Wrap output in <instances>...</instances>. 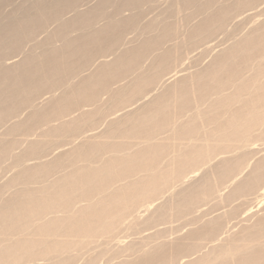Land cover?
I'll return each mask as SVG.
<instances>
[{"label": "bare ground", "instance_id": "1", "mask_svg": "<svg viewBox=\"0 0 264 264\" xmlns=\"http://www.w3.org/2000/svg\"><path fill=\"white\" fill-rule=\"evenodd\" d=\"M3 1L4 2L7 1V3H9L8 2L9 0H0V5H2L4 3ZM48 1H46V2L48 3ZM79 1H80V5H82V3H84L87 0H84V2H82V0H56V2L54 1L55 3L52 2L53 4H51V3L48 4L49 6L51 5L50 8L47 5L49 10L46 9L47 7L45 8L46 2L44 1L45 4L43 2H41V5L44 4L43 9L45 8L46 11H43V12L41 11V13L38 12L41 10V7L39 10L36 11L35 9H38L39 7L35 8V6L32 5V2H34V1H32L29 9H31L32 6H34L35 9L32 8L31 10L34 12L36 11L39 14L37 13L36 15L34 14V16H33L32 14L34 12L29 10L27 7H26L27 8L26 9L22 6L21 10H23V8H24L26 10L31 11V15L33 17L28 19V20H25L26 18H24L23 21H19V19H17L18 22L16 21V22H12L10 24H8V22L5 23V21L9 20V19H7V16H5L6 20H1V16H0V20L3 21L5 24H8L7 26L5 25L2 28V25L4 24L2 22V25L0 26L1 27V29H0V56L6 57L9 55L10 58L7 59L8 61L11 60L12 55L15 54V52L19 50V49L16 50V48H18L19 45L24 46L22 42H25L26 39L28 40V38H30L33 34H35L36 31L38 32L39 30H42L44 28V26L47 25L46 23L49 20H50V22H51V19L57 20L56 19L57 17H58V19H60L59 15H61V13H62L61 16H63V14H66V12L63 13L64 11H68V13L72 12V13H74V15H73V18L70 20L69 19L67 20V18H66L67 21L63 22L62 26L55 23V24H57V27L60 26L59 29L62 28V30L63 29L65 30L68 28L70 29L72 27H76V26L77 27L80 26L79 27L80 29L82 26L84 29L85 28L84 26H86V29H84V30H87V29L90 30L87 33L84 32L85 34H80V33H82L81 30H83V29H81L80 31L78 29L80 35H77L75 38H73V37L71 38V36H70L69 38H71V39L68 40L67 42L64 43L61 41V44L64 43L62 45V47L59 46L60 48L52 49L51 47H54L55 46L54 43H55V41H57L55 39L54 43L53 44L51 43L54 46H49V45L46 46V47H48V46L50 47V49H49L50 51H48L47 53L44 52V54H43V50H42V52H41L42 54H41V56H38V58H36L34 56H33V58H28V57H27V59L23 58L24 60L22 59L21 62L14 63L11 66L8 65L9 67H6L7 64L5 63V61H3L4 64H2L3 62L0 63V65H3L2 67H4V65L6 67L5 69H1L2 67L0 66L1 67L0 68V125H2L6 121H8V123H9V121L11 119H14V117L17 116L15 114H17V112L20 109L21 110L23 108L24 109L27 108L26 110L30 109V113L28 111L29 114L27 115V119L24 122L23 121L18 122V120L17 121L14 120V121L10 122L11 125L9 128L6 126L8 129L7 130L5 129L6 130L5 135L8 138H9V136L14 137V135L19 134V133H23L26 136L27 134L32 132L31 130L36 128L35 125L36 126H38L39 124L44 125L45 123H50L51 121H57V120L61 122L59 125H56V126H54L53 124L49 125L45 129V131L42 132L44 135L41 133L44 138H42L41 140L40 139L37 140V142H35V140H34V142L32 141L33 143L28 145L29 147L26 145L28 148H26L25 152L23 153V156L26 157L25 159H23L24 157L21 158V157H15L14 156L15 158L13 160V163L15 162L14 164H15V167L17 168V171H16L15 175L13 177H11V179H8V182H7V186H9L8 189L6 188V186H3V185L2 186L4 188H6L7 190H9L10 187H14V186L16 187L18 184L20 186V184H21V188L18 189V187H16L18 190L15 189V191L12 192L11 196L10 197L8 196L9 198H6V196L3 195V197L5 199L2 198L3 200H1V197H0V264H39L41 261L42 262L40 264H71L72 253L74 251H78V250H86V251L92 250L93 251V250H95L96 252H98L99 248L100 249L102 248L101 253L106 252L107 246H109V242L112 239L113 233L116 230H118L120 227H124V225H126V226L128 225L129 227H130V225L136 226V225H132V223L136 219V217L141 212H145V211L147 212V210L150 208L152 202L158 200L159 198L161 199V197L163 195H165L164 193L167 190L171 189L172 184L173 185L175 184V179H177L176 180V182L178 181L177 183H179L180 181L182 183L183 182L182 179L183 178L185 179L186 177H188L187 172H189V170H191V172H189V174L191 173V175L193 176L194 173L198 172L201 169L207 170L208 167L211 168L210 167L211 165H209V164H212L211 162L213 159L211 160V158H214V159L217 158L218 157L216 155L217 152H219V151L221 152V150H222L221 153H218L220 155L222 153L225 154L226 150L228 148L230 150L232 149V147H229V143L235 142L236 145L235 146L232 145V146H234L235 149H237V151H238V149L241 150L240 154L243 153L245 151L244 149L249 148V145L252 143L251 142L250 144H247L245 137L246 138L251 137V136L255 137V135H254L255 133H253V135H252V133H250V132L252 130H254V128H255V130L256 129L258 130L260 127H261V129H262V127L264 128V64L259 63L260 61L263 62V60H264V57H263L264 56V54H263V52H264V25L262 27L258 26V28H259L258 30L256 27L257 31L255 29H253V30H255V32H253V33L251 32V34L249 33V36L247 34V38L244 37V39L246 38L245 41L244 40L243 41L241 40L242 42L239 41V44L237 43L238 44L237 47H235L237 44L232 43L233 45L230 47L233 48V46H234L233 49H231V50L229 49V51H227V49H226L225 51H227V52H225V53L223 52L221 55L218 53L217 55H219V56L218 57L215 56L217 59H214L213 67L210 68V65H212V64H209V66H208L210 68V70H207L208 69L207 68V69H205L207 71H204L203 73H201L202 71L199 73L196 71L198 74L195 75L194 73H192L195 76H192L190 73L189 75H191L192 76L191 79H193L191 82H187V81H189V79L188 78L186 79L187 76L183 75V78H185L187 81H180L181 83L180 82L179 83L174 82L175 84L174 83L172 84L173 87H170V88L168 87L169 88L168 90H167V87L163 86L167 91H165L162 95L159 94L158 92L156 93V94H159L160 96L159 97L155 96L157 98V100L155 102H154V99H153V102L152 101L148 102L149 105H150V102H152L150 107L148 106L149 108H147L148 111L146 110V112H145L146 108L144 107L145 108V109L143 108L144 111L141 110V111H143V113L141 111H139V112H141V115H137L139 113L138 110H135V112L137 111L138 113L134 112L136 115H134V114L132 115L134 109H132L133 111L130 109V107L131 108L133 107L132 105H135L138 102H141L142 100L144 103L147 104V102H145L144 100H147V98H149V96L151 94H153L156 91V89H159L158 88L159 86L162 87V85H168L167 82L173 76H175V75L178 76L179 73L184 71L182 68H180L179 70L174 72V75H171L170 77L165 76L166 74L168 75V73L171 72V71H169V69H168L169 72L167 71L166 68H168V66L173 65L175 68V66L177 65L176 66V68H177V67H181L183 65V62L187 58H189L188 56L190 55L191 49H192L191 46H196L199 43H200V45H204V44H201V42L207 43L206 38H209V37L211 38V36L214 37V34L223 30V28L226 26L225 24L229 23L228 20L231 17H232L231 19H233L234 14H237L238 12H240L239 9H242L241 11H244L243 9H245L247 7H248L247 8L248 10L256 9L260 4L263 3L262 2L263 0H237V1L235 0L236 2L233 1L235 3H233L232 5L230 4L231 2L229 0H224V1L220 0L221 2H219L217 0V2H219V5L225 1L226 2L229 1L230 3L228 2V4H230V5H228L227 3H226L227 5H225V3H224V5L222 6V4H221L220 5L221 7L219 6V8H217V11L213 9L215 11L214 13H212L210 10L209 13H212V14L209 15L207 12L208 15L206 17L204 16L205 18L203 17L204 18L203 20H201L200 19L201 17L198 16L200 14L199 13L197 15L198 16L197 19H198V21L200 19V21L199 22L197 21L198 23H196L195 26L194 25L192 26L193 23L191 24V19L190 20L188 19L191 14H189V16H188V14L186 12H184L188 16V17H186L185 14L181 12V14H184V16L180 15V11H182V10L179 11L180 6H179L178 10H177V7H175L176 13L174 15H176L177 17L179 16V18L181 16V18H180L181 20L177 19L178 25H179V21H181V22L185 21L186 22L188 19L187 23H188V25L191 24L192 29H190L188 26L189 31L186 34L182 33L179 35L180 32L178 30V27H175L174 29L169 27L170 29H168V26H167V28H166V26H164L165 28H162V25H164L166 23H163L164 20H162L163 21L162 22V21H160V19H158L160 21V23H162V25H161L159 23V21H157L158 26L160 24V27L162 28L161 29L159 27L161 30V32L159 31L160 34L159 35H158V33L152 34V35L157 34L158 36L157 37L155 36L156 38L152 39L153 41L152 40L149 41V39H151V38L148 39L147 37H149L151 35V33L154 32V30L149 33V31L152 28L150 30H148L149 26L148 27L146 26L148 28V29L146 28L148 30L147 31L145 29V27L143 26L144 27L143 29H145L146 32L149 33V36L145 37V38H147L148 41L147 40L145 41L144 40L145 38H144L143 41H145V42L143 44V42L141 43L140 41H142V38L144 36H146L147 34L145 33L146 35H144V33H143L144 30L141 31L142 27L138 23L137 26H139V28L141 27L140 28L141 30L140 29H138V30H140L144 35L143 36L141 34V36H143L141 38L139 36L141 32L139 33V35L135 34L137 36V38H139V37L141 38V39L140 38L138 39L139 40L138 44H140V43L142 44L141 47H139L140 45H138L137 43H136L137 45H135V46H138L137 49H135L132 45L134 50L132 49V47H129L128 45L124 46V48L120 46L122 49H125L127 47V49L131 48V50H129V49L127 51L122 50L123 52L119 53V52H121V48H120V51L117 52L120 55L117 56L116 58H115L116 55H114V56L112 55L114 57V60L112 59L113 61H110V62L106 61L105 59L108 58V55L111 52H113V50H116V51L119 50V48L117 49L118 45L120 44V43L118 44V42L120 40V37L124 33V31H126V29H128L129 27L131 29L132 26H133V28H135L134 23L136 21L135 20L136 18H135L134 13H131L133 15H130L133 17L127 16L128 18H125L122 15V17L125 19H122L121 21L117 22L118 19H117V21L112 20V18L114 16L113 17L109 16V14L108 15L106 14L107 15L106 16L104 13L105 17L103 15H102L103 18L98 17V16H100V14L103 13V9H102L103 7H104V9H108L109 5L107 6V2L109 3V1H111V0H109V1L108 0H101L102 2L99 0L101 3L99 4V2H97L99 5L96 3L94 5L96 8L93 9L92 11L90 10L89 12H87L89 10L88 7H87L88 9L86 11V9H84V10L82 9L83 6L77 5ZM88 1L86 3H84V5L87 4ZM120 1L121 0H118L119 3H116V4L120 5L122 3L123 6H125V8L126 7H128V8L134 7L135 10L138 6L141 7V2L143 3V5L145 3V2H143L144 0H123V2H121V3H120ZM146 1H147V3H148V1H151L150 3L155 2V0H146ZM159 1L160 0H158V2ZM200 1H201V3L202 2L206 3L207 0H205V1L200 0ZM211 1L212 0H209L207 3L210 4ZM259 1H261L262 3ZM39 2H40V0H39ZM104 2H106L105 3L106 6H103ZM173 2H175V1H173ZM176 2H177V0H176ZM180 2H181L180 5H182V7L184 6L183 8L185 10H187L186 8L192 7V6H194V8H196V6L198 8L200 7V9H199L200 11L203 10V8L204 9L208 8L209 6H210L209 8H211V9H212V7L214 8V6L212 4H211L212 7L209 4H208V7H206L207 3L206 4L202 3V4H204L203 6H202V4L200 5L199 0H182ZM213 2H216V1L213 0ZM257 2H259V3L256 4ZM34 3H37V2L35 1ZM178 4H177V6H178ZM38 5H36V6H38ZM111 5H114V3ZM171 5H172V3H171ZM123 6L122 5H121V7L119 6V9L122 8ZM147 6H151V5L149 4ZM154 6L155 5H153V7ZM78 7L81 8L83 11H86L87 13L81 12L82 11L81 9H80L81 11H78V9H79ZM109 7H110L109 8L110 10H112L114 8V6H113V8L111 6H109ZM144 7H145V5H144ZM144 7L142 6L141 8H143V10H144ZM141 8H139V9H141ZM209 8H208V10H209ZM100 9H102L101 10L102 13L100 12ZM134 9H133V11H135ZM139 9H137V10H139ZM171 9H170V11H171ZM247 9H245V10H247ZM0 10H2V9H0ZM117 10H118V8L116 7V9H115L116 14L118 12ZM129 10H131V9L129 8ZM188 10H189V8H188ZM191 10H192V8H191ZM208 10H204V11H208ZM29 11H27L28 14H30ZM115 11L113 9L114 13H115ZM140 11H141L140 15H142V13H144V12H142V9ZM140 11H138V13ZM158 11H159V9H158ZM170 11H169V14H170ZM235 11H236V13H234ZM171 12L173 15V13L175 11L172 10ZM196 12H198V9L195 10L192 14H195ZM203 12H202V15H203ZM17 13H19V12H17ZM114 13H113V15H115ZM166 13L167 12L165 11L164 15ZM204 13H206V12H204ZM111 14H112V12H111ZM167 14L165 15V17L169 15V14L168 15ZM0 15H1V13H0ZM12 15L13 14H11V16ZM140 15L138 14L137 17ZM28 16H30V15H28ZM117 16L120 17L121 15L118 14ZM117 16H115V18ZM143 16H144V14H143ZM236 16L238 17V15H236ZM236 16H234V17H236ZM12 17H14L16 19L15 15H13ZM63 17L65 20L66 16H63ZM177 17H175V18H177ZM2 18H4L3 15H2ZM69 18H71V17H69ZM95 19H98V20L100 19V20L106 21L105 22L106 24L103 27L97 28V27H95V25L97 24V22L100 23L101 21L97 20V22L95 21L96 23L95 22L92 23ZM154 19H156V18H153V22H155L154 24L157 26V22H156V20L154 21ZM169 19H171V18H169ZM193 19H195V18H193V16H192V22H193ZM172 20H173V18H172ZM57 21H61V20H57ZM165 21H166V19H165ZM171 21H169V22H171ZM153 22H152V24H153ZM181 22H180V24L183 23V22L182 23ZM51 23L53 25V22H51ZM61 23H62V21H61ZM167 23H168V21H167ZM149 24H151V23H149ZM154 24L152 25V27L155 26ZM175 24H176V21H175ZM183 24H182V27H179L180 30H181V28H182V30H183V28H187V27H184ZM50 25L51 24H49V26ZM57 27L55 29H58ZM47 28H44V29H47ZM55 29L53 31L57 34V31H55ZM59 29H58V32H59ZM154 29L157 30V28H154ZM171 29H173V30H171ZM224 29H226V27ZM73 30H75V29H73ZM138 30L136 29L134 31H138ZM226 30H228V29H226ZM60 31H61V29H60ZM69 31L71 32V30H69ZM78 31H77V33H78ZM40 32L41 31H39V33ZM45 32L46 31H44V33ZM63 32H65L64 36H65V34L69 35L68 32L67 33H66V31H63ZM130 32L128 31V33H130ZM182 32H186V31H182ZM48 34H50V33H48ZM58 34H57V36H59ZM173 34L177 35V36L174 35L177 39L173 37ZM36 35H37V33H36ZM152 35H151V37H152ZM171 35L173 38L171 37ZM34 36L35 35H33V37ZM49 36L52 38V40H53V38H55L54 36L52 37V35H49ZM124 36H122L121 38H123ZM50 37H48L49 40H50ZM168 38H171L173 40H175V39L177 40L175 42H173V40H172L173 43L169 44L170 47H172L171 45L175 43L174 44L175 47H173L172 49L170 47H168L169 49H171V50H168V48L167 49L165 48L166 46H162L165 48L163 51V49H161V45H162V43L165 42L166 39L168 40ZM178 38H179V41H178ZM29 40H31V38ZM45 40H48V39H45ZM52 40H50V41H52ZM162 40H164V42H162L160 44V42ZM170 40L168 42H170ZM64 41H65V38H64ZM132 41L133 40H131V42ZM124 42H125V40H124ZM128 42H130V41H128ZM168 42L166 44H168ZM27 43H29V42L26 41L25 44H27ZM44 43H48V42L44 41ZM240 43H242V44L240 45ZM41 45L39 44L37 46L44 48V46H41ZM43 45H45V44H43ZM120 45H122V44H120ZM46 47H45V49H46ZM230 47H228V48H230ZM155 48H156L157 54H158L157 48H160L163 52L160 50L161 53L159 52L160 54H158V57H157V54L155 53L157 59L155 61H154V59H152L154 67H153V64L148 62L149 63L148 66L152 65L151 67H153V69L152 68L150 69V70H152L151 75H149V73H150V71H149L148 75L144 73L145 76H141V75H143L141 72L148 71L149 68L145 69V70H143V68H140L142 66V62H140L141 63V66H140L139 65L140 63H138V60H139V58H141L143 56L142 57V61H143L144 55L146 57V55L148 54L149 51H150L149 53H153L151 51V49L155 50ZM21 49H23V47ZM21 51L19 50L20 53H21ZM116 51H114V52H116ZM218 51H219V49H218ZM12 52H14V53L12 54ZM23 53H25V52L23 51ZM30 53H31V51H30ZM33 53H35V52L33 51ZM10 54H12V55L10 56ZM258 54H260L259 56H257V59L259 58V62H258V60L256 62V60H255L256 57L254 59L252 57L255 55H258ZM261 54H263V55L261 56ZM151 55L149 58H151ZM67 58L74 60V61H80L81 68H83L84 70H88L90 66L97 63V65H96L97 69L95 70V68L93 69V67H92L94 72L89 74L87 71V73L89 75L87 74L88 76L86 75V78H84V79L81 78V80H79L80 77H78V75L80 76L81 73H84L83 72L84 70H82V72L80 74L78 73V75L76 76V77H78V79H77L78 81L76 80L78 84L75 85V81L73 80L74 75L69 76V74H71L70 73L71 70H73L74 65L72 63H66L65 64V61ZM251 58L255 61L254 64L256 63L255 67H254L255 70L253 69L254 72L252 70L250 72V69H248V66H250V67L254 66V64L252 63L253 60ZM3 59H4V57H2L0 59V62ZM5 60H6V58H5ZM147 60H145V61H147ZM140 61H141V59H140ZM148 61H150V60H148ZM143 63H145V62H143ZM137 65H139L140 67ZM137 67L140 68V71H139V69H137ZM252 67H251V69H252ZM90 69H89V71H90ZM136 69L138 70V73H140L141 77H137V74H135ZM245 69L249 70V71L247 70L249 72L248 73L249 76H245V73H246ZM161 71L162 72L164 71L163 72L164 75H162ZM166 71H167V73H166ZM128 73H130V74H128ZM250 73L251 74L253 73V74L250 76ZM126 74H128V75L134 74L133 76L132 75L131 76L133 78L132 81L134 79H135V81H133V84L131 83L132 82L131 80H130L131 82L128 81L126 84H128V86H129V82H130L131 85L129 87L126 85L125 87L126 88L128 87L127 89H125V87L123 88L122 87L123 85L122 86L119 85L121 87L118 88L116 93L114 92L115 96L113 95V97H111V98H113V100H115L117 102L118 101L122 102L123 105L125 104V106L122 107V106H120L121 103H116L121 107V108H119V110H122V109L127 110L129 108V110L127 111L129 113L124 114L125 116L119 115V117H121V118L115 117V119L117 118V120H115L113 118L114 121L111 118L112 119V121L110 119L111 123H110L109 119H106V121L109 122V125L107 124L108 127L105 126V127H107L106 129L104 128L105 131L103 130L104 131L103 133H101V131H100L101 134L98 133L100 135H98L97 133H94V132H92L93 134H91V131H94L97 127H99V126H97L98 124H101V125L103 124L100 122L101 120H103L102 119L103 116H102V113L99 112L101 109L98 110V108L97 109L94 108V110L90 109V110H92V111H90L87 108H89V107L91 108L93 105H95L96 101L101 100V99H98L100 94H103L100 91H105V94H106V90L111 91L110 90L111 89L110 84L113 81H116V79H119L122 77H123L122 79L124 80L125 76H128ZM159 74H161L162 77L164 76L163 80H161L162 78L158 79ZM161 76H159V77H161ZM191 76H189V78ZM81 77H83V76H81ZM122 79H120L119 81H121ZM129 79H131V78H129ZM185 79H183V80H185ZM72 80L74 82H72ZM158 80H159V82L161 81V83H160L161 85H159V86L156 85ZM179 80H181V79L179 78ZM79 81H80V83H79ZM155 81H156V83H155ZM64 83L68 84V86H66ZM114 83H116V82H114ZM62 84L64 85V87L66 86L65 87L66 90L64 91V93H61L62 91L60 92V94L62 96L60 94H59V96L58 95L55 96V94H53L54 91H56V89L60 91V89H58V88H60ZM118 84H116V85H118ZM154 85H155V87L157 86L156 89H155V87H153ZM109 87H110V89H109ZM227 87H228V92H225V91H227ZM225 88H226V90H225ZM45 89L47 90L46 93H48V94H45V97L49 94L50 95H49V97H47V99H45V98L43 99L42 96L41 97L39 96L40 99L42 98V101L40 103V99L38 98V100H39L38 103H40V105H43L42 106L43 108L38 109V108H40V105L38 103L36 105L35 101H32V100H34L33 99L34 96L41 94L40 93L41 90H42V92H43V90L45 92ZM61 90H64V89L62 88ZM114 90H116V89H114ZM114 90H112V91H114ZM162 91H163V89H162ZM65 92H66V94H65ZM210 92H213L211 94V96H213V97H211L209 99L208 97H210V96L208 94ZM98 93H99V95H98ZM107 93H110V92H107ZM63 94H65V95H63ZM97 95H98V97H97ZM111 96H112V94H111ZM96 97L98 100H96ZM151 97H152V95H151ZM155 97H152V98H155ZM152 98H151V100H152ZM205 98H208L209 106L206 105V102H207V99H206V102L203 106L205 109H206V107L208 109L202 111L204 108L201 107L202 109H199L198 105H200V104L202 105V102L200 103V101L204 102ZM107 100H109V98ZM107 100H106V104L108 103ZM148 100H150V98ZM115 101L110 100V102H113V103H115ZM196 101L197 102L199 101L198 104L196 103ZM97 103L98 102H96V104ZM146 104H144V105L147 106L148 104L147 105ZM97 105H95L94 107H98ZM100 105H102V103ZM110 105H111V107H110ZM189 105H191L190 106L191 109H188ZM205 105H206V107H205ZM107 106H109V108H111V109H114L116 107V105H114L115 106L114 107L112 105V103L111 104L109 103V105L107 104ZM185 106H187V107H185ZM85 107H86V109H85ZM112 107H114V108H112ZM103 108H105V107H103ZM109 108H107V109H109ZM125 108H127V109H125ZM137 108H139V107H137ZM184 108H185V110L187 109L185 111V114H186L185 117H187L188 116L187 114H189V113H187L188 110L189 111L191 110L190 111L191 114H189V118L187 117V119H191V121H190L191 123H189V121L186 118L185 119L183 118L184 120H187L185 122L183 120V122L185 124H183L182 121L178 122L179 119H176V116L178 113H175V112L179 111V113L182 116H184L185 114L181 113L182 111L184 113V110H183ZM115 109H117V108H115ZM22 111H24V110H22ZM75 111L76 112L78 111L79 112L78 116H81V117H78V118L76 117L77 119L75 117H73L72 115H73V113H75ZM109 111L107 113H109ZM114 111H116V110H114ZM124 112L126 113V111H124ZM130 113L132 116L129 115ZM174 113L176 114V116H174ZM114 114L115 113L113 112V115ZM170 114H171V116H170ZM180 114L178 116H181ZM103 115H104V113H103ZM113 115H109V116H113ZM190 115H191V117H190ZM172 116L175 117L176 122H175V119L174 120L172 119L173 118ZM18 117H19V115H18ZM70 117L71 118L73 117V119L70 120L71 119ZM64 118H67V119L69 118L68 122H64L63 121ZM171 120H173L175 124H178V123H182V124L181 125L179 124L180 126L170 124L173 122ZM180 120H181V117H180ZM106 121H102V122H106ZM93 123H95V124L98 123L96 125L97 127L94 128L93 126L95 124H93ZM167 123H169L170 125ZM186 123H187V125H186ZM90 124H93V126H92L93 128H91L89 126ZM6 125H7V122H6ZM46 125H48V124H46ZM84 125L89 126L90 134L87 133L89 131L84 130V128H85ZM171 125H172V127H171ZM3 126H5V125H3ZM40 126H39V128H40ZM165 126L167 128H169L170 131H169V129H168V131H166L167 128ZM173 126H176V127L174 128ZM256 126L257 127L259 126V127L256 128ZM38 129H37V131H38ZM158 129H160V131ZM157 130H158V132H157ZM161 131H162V133H161ZM260 131L262 132V130H260ZM156 132L159 134L160 133L163 134V132H165L164 133L165 135L167 133L168 137L171 136L178 141H182V139H184V141L187 140L186 142H184V145L187 148L186 149L184 148L185 151L182 152L183 147H185V146L181 145L182 150H179V152H178V150L174 149L173 146L175 145L174 147L178 148V146H176V145H179V148H180L181 143H179V144H178V142L175 143L176 140L173 139L174 140L173 141L171 139L170 143L174 144V145L171 146V145H169V143H168V145L170 147H172L174 149V151L176 150L178 152V154H176L177 152L175 153L173 151V149H170V152H171L170 153L169 152V146H167V144L164 143V141H166V140H164L165 137L163 138V137L159 136L158 134H157L158 135L157 136L155 134ZM261 132H260V134H261ZM168 133H171V135H169ZM257 134H259V133H257ZM260 134H259V136H260ZM24 135H23V137H25ZM155 135L157 138H160L159 139L160 141L164 140L163 143L162 142H160V143L155 142V138H156V137H154ZM67 137L68 138L72 137V138L70 141H68L69 139ZM261 137H262V135H261ZM65 138L68 140L67 141L63 140ZM3 139L0 140V159H3V158L5 159L6 157L9 158L10 155H12V151L14 152V150H12L13 147L14 146L16 147V143H18L15 141L16 139L14 140L13 138L12 139L10 138V140H6V139L3 140ZM77 139H80V143H77L78 145L75 144L77 146L72 145V143L74 144ZM161 139H163V140H161ZM61 140L66 141V143L65 142L60 143ZM159 140H157V141H159ZM247 140H249V139L247 138ZM254 140H257V138L256 139L254 138ZM172 141L174 143H172ZM250 141H248V142H250ZM62 144H65V145L70 144L71 147L72 146H75V147H72L73 149H70V150L67 148L69 151H66L64 153H61V155L56 156L57 157L56 159L52 156L53 161H51V162H46V161L45 162L44 161L39 162L38 161L40 158H42V159L44 158L43 156L41 157L39 155V152H46L47 151L46 153L52 152V154H53V150H54L53 147L56 149V147H58V146L61 147ZM18 145L19 144H17V146ZM234 147H233V149H234ZM51 149H53V150H51ZM166 150H167V152L170 153V155L172 154V151H173L176 154V156H174L175 154L173 153L174 155L173 154L172 155L174 156V158L173 159L171 158L172 161L171 162L170 161L165 162V163H167V165H164V163H163L164 167H160V166H162V165H160V164H162V163H160L162 161V159H161L162 155L165 153ZM233 151H232V153L229 151L230 153L228 154V156H225L227 154L224 155L225 160H224V156L220 155L223 158V159L221 158V160H223V164L221 162L220 163L218 162L220 165L222 164V167H220V165H219V167H218L219 169L216 171L217 174L213 171V175H214V173L216 174V178H215L216 180H214L212 178L211 173H208L205 171L208 174L205 175V173H204V175H205L204 178H203V175L201 174L202 181L200 183L197 182L198 183V184L196 183L197 185H193V183H191L192 184V185H190L191 187L188 185L189 188L186 190L183 189L182 192H176V190H175L174 192H176L178 194L176 196L175 201H174V197H173L170 199V203H168L166 207L163 208V206H162V208L160 210V217L156 220H161V221L165 220L166 217L168 218V215L170 216V214H172L171 211H174L175 213L178 212V214H179V212L184 213L187 210H192V207L193 206L196 207V205L200 202L203 204L204 203L203 201H205L207 198H208V200L213 199V198L209 199V197H212L218 191L220 192V189L219 190L217 189L216 184L217 185H218V183L223 184V182H225L224 180H226L227 177L229 178L231 174L234 175L236 173V171L239 172L238 170H243L244 167H246V165L243 164V163H245V161H244L245 155L244 156L242 154L240 155L235 151V153H237V155H240V157L242 156L244 159L242 157L241 158H235L237 156H234ZM246 151H248V150L246 149ZM60 152H62V151H60ZM60 152H59V154H60ZM169 153H167V154H169ZM246 153H244V154H246ZM37 154L39 155V157H37ZM42 154H44V153H42ZM106 154H107V156H106ZM231 154L234 156L233 158H235L236 160L232 159V157H230L231 159L230 158L226 159V157L231 156ZM213 155H216V156L214 157ZM250 155H252V154H250ZM45 156H47V155H45ZM54 156H55V154H54ZM164 156H165V154H164ZM164 156H163V158H164ZM173 156H171V157H173ZM104 157H105V159H104ZM159 158H160V160H158ZM167 158H168V155H167ZM250 158H251V156H250ZM22 159L25 161H26V159H29L31 161L38 159V160H36L38 163H35L32 165L26 164L27 165L26 166V165H24L25 163H23ZM164 159L162 162H164ZM168 159H170V158H168ZM168 159L166 161H168ZM260 160L261 161H259V162L257 161L258 163L256 164L255 168L252 169L253 171H252L250 177L247 176L248 178H245L244 182L242 180V183L236 185V187L233 189V191L230 195L233 196V195L238 194V197H241V195L239 196V194H241V193L243 194V192H245L247 190L251 191V190L255 189V187L259 183H260L259 186L261 184H263L262 182H264V159H260ZM49 161H50V159H49ZM215 161H218V160H215ZM157 163H159V166ZM207 165H209V166H207ZM212 165H214V164H212ZM242 165H244V167L241 168ZM65 166H68V167H65ZM205 166H207V168ZM15 167L13 166V170ZM64 167L68 168L67 172H65L66 170H64ZM203 167H205V168H203ZM249 167H250V165H249ZM62 168H63V170H62ZM212 168L214 169L215 167L212 166ZM11 169L12 168H10V170ZM245 169H247V168H245ZM61 170H62V172H65V173H63L62 175H59L60 173H58V171L61 172ZM209 170L211 171V169H209ZM6 175H4V176H6ZM232 176H231V178H232L231 180L229 178V180L231 181L230 184L231 183L233 184L235 182L234 180L236 179L235 175H234V177H232ZM240 176L242 178V175H240ZM49 178H53V179L49 181L48 180ZM172 180H174V181H172ZM189 181H191V179ZM171 182H173V183H171ZM239 182H241V180ZM26 183L29 186L31 184L32 185L37 184L36 185L37 187L31 188V187L27 186ZM227 185H228V183H227ZM219 187H220V185H219ZM186 188H187V186H186ZM1 191L2 190H0V194H1ZM259 191H260V193H259L260 195L258 194V196H260L259 199H260V201L263 202L264 201V187H262ZM171 193H173V192H171ZM253 193H255V192H252V194ZM166 194H168V191L166 192ZM173 194H175V193H173ZM244 195L245 194H243V196ZM235 197H237V196H235ZM217 199H219V198H217ZM226 199H227V197H225V200ZM232 199H235V198L232 197ZM232 199L230 198L231 201H232ZM164 200H166V199H164ZM234 202H236V201H234ZM241 202H242V200H241ZM256 203H257V201H256ZM245 208H246V206H245ZM197 209H198V207H197ZM207 210H209V209H207ZM195 211H197V210H195ZM232 211L235 212V209ZM213 212H214V210H213ZM172 215H174V213ZM139 218H140V215H139ZM261 218H263V217H261ZM217 220H218V223L216 222V220H214V221L211 220V222H209V223L206 222L207 226L205 224H203L204 226H206L203 229H201V227H199V228L197 227V229H199V230H196L195 232L191 233L192 240L194 238V239H197V241L195 240L196 242H194V243L192 241V244L187 245L181 249H178L179 246L176 247V245H175V248H177V249H175V252L177 254H178V252L179 253L184 252L186 254V251L194 250V253H195L196 252L195 250H197L198 248L201 247L200 245L202 243L199 244L200 241L201 240L203 241L207 236L211 235L214 230H216L218 227H220L219 226L220 218L218 219V217H217ZM259 220H261V219H259ZM150 221H152V220H150ZM136 222H134V223H136ZM195 222H193V223H195ZM241 222H242V219H241ZM235 223H236V221H235ZM242 223H244V222H242ZM196 224H198V222ZM255 224H253V225L255 226ZM203 225H201V226H203ZM256 226H257V228L255 230L249 231V232L246 231L245 233L242 232L244 230L243 229L241 231L243 235H241L240 233L239 234L236 233L237 237H238V235H241L240 238H238V239H236V238L230 239L229 238V240H227L228 238L226 237V239H225V240H227L226 245L223 246L220 249V251H218V253H215V254L211 253L212 255L206 254V256H204L205 253H203V256H201V259L195 258V259H197L195 261H198L200 259V261L197 264H264V219H262L258 224H256ZM221 227H223V226L221 225ZM123 229H121V231H123ZM251 229H252V227H251ZM231 235H233V234H231ZM116 236H118V235H116ZM216 237L217 236H215V239H216ZM208 238H210V237H208ZM212 238H214V237H212ZM215 239H212V241L214 240V242H215L216 240H218V239H216V240ZM156 240H158V238ZM212 241L209 240L210 243ZM224 241L222 242L223 244L225 243ZM116 242H120V240H118ZM152 242H154V241H152ZM204 244L205 243L203 241L202 245H204ZM214 244H217V243H214ZM223 244H221V246ZM161 245L158 244V246H160V247H157V244H156V248L153 247V245H152L153 249L149 248L150 250H147L148 248L147 249H141L140 248L139 250H137L138 256L136 258L133 257L134 258L133 260L128 261L127 263L125 262V264H173V261H174L173 256L175 255V257H176L177 254H172L171 253L172 251L171 252L161 251V249L165 248V247H163V245L162 246ZM210 246H211V248H213L212 245H210ZM125 249H127V248L125 247ZM172 250H174V249H172ZM214 250H215V247H214ZM125 251H123V254ZM199 251H201V250H199ZM211 251L214 252L213 250H210V252ZM132 252H134V251H132ZM210 252H208V253H210ZM101 253L99 251L98 255H101ZM129 253H127V254H129ZM192 253H193V251H192ZM189 254L191 255L190 252H189ZM189 254H188V256H189ZM155 255H158V257ZM122 256L124 257V255H122ZM131 256H134V255L131 254ZM179 260L181 261V259H179ZM182 260H184V259H182ZM124 261H127V260H124ZM122 263H123V261H122ZM178 263H179V261H178Z\"/></svg>", "mask_w": 264, "mask_h": 264}, {"label": "rangeland", "instance_id": "2", "mask_svg": "<svg viewBox=\"0 0 264 264\" xmlns=\"http://www.w3.org/2000/svg\"><path fill=\"white\" fill-rule=\"evenodd\" d=\"M32 1H36L37 3H34V2H32ZM46 1H48V0H40V2H39V0H9L8 2L9 3H7V1H3L2 3L4 4H2V5H0V9H2V10H0V13H1V20H6V17L5 16H7V19H9V20H7V21H5V23H7L8 22V24H10V23H12V22H18V20L17 19H19V21H23V19L24 18H26L25 20H28V19H30V18H32L33 16H34V14L36 15L38 12L39 13H41V11L43 12V11H46V9L47 10H49V8H50V6L48 5L49 3H51V4H53V3H55L56 2V0H49L48 1V3L46 2V4H45V2ZM88 1V0H87ZM87 1H85L84 2V0H82V2H84V3H86ZM101 1V0H100ZM99 0H89L88 1V3L87 4H85L84 5V3H82V5H80V1L78 2V6H83L82 7V9L84 10V9H86V11H87V9L89 8V10L87 11V12H89L90 10L92 11L93 9H95L96 7L94 6L97 2H99V4L102 2H100ZM109 1V0H108ZM114 0H111V1H109V3L107 2V6L109 5V6H111L112 8H113V6H114V11H115V9H116V7L118 8V12H117V14H116V11H115V13L113 12V9L112 10H110L109 8V6H108V9H104V7L103 6H106V2H104V5L101 7L102 9H103V13H102V9H100V12L102 13V14H100V16H98L99 18H103L102 17V15L105 17V15L107 14H109V16H114L113 18H112V20H115V21H117V19H118V21L117 22H119V21H121L122 19H125V18H128V17H133V16H130V15H133V14H131V13H134V15H135V20L137 21H135V23H134V27L135 28H133V26L131 27V29H130V27L128 28V29H126V31H124V33L122 34V36H124L126 33V35L123 37V38H121L120 37V40H119V42H118V44L120 43V44H122V45H118V47H117V49L119 48V50H113V52L114 51H116V52H111L109 55H108V58H106L105 60L106 61H108V62H110V61H113L114 60V55H116L115 56V58L117 57V56H119L120 54L119 53H122L124 50H131V48H128L127 49V47L125 48V49H122L121 47H123L124 48V46H126V45H128L129 47H132V45H133V47L135 48V49H137L138 48V46H135V45H137L138 44V42H139V38L141 37H143L144 35H146V36H144L143 38H142V41H140L141 43L143 42V44H144V42L147 40V38L149 39V38H151V39H149V41H151L152 39H155L159 34H160V32H161V30H160V24L162 25V23H160V21H162V20H164V22L163 23H166V24H164V25H162V28H165L164 26H166V28H167V26H168V29H170V28H175V27H178V30H179V35L180 34H182V33H184V34H186L188 31H189V28L190 29H192V26L194 25H196V23H198L199 21H200V19L201 20H203L208 14L210 15V14H212V13H214L215 11L214 10H216L217 11V8H219V6L222 4V6L224 5V3H225V5H227L228 4V2L232 5L233 3H235L236 1L235 0H229L228 2H222L220 5H219V2H221L220 0H218L219 2H217V0H214V1H216V2H213V0L211 1V3L209 4V3H207L209 0H207L206 1V3H204V2H202V3H204V4H206L207 6L206 7H208V4L209 5H213L214 6V8L212 7V5H211V7H212V9L211 8H209V10H208V8H206V9H204L203 8V10H199L200 9V7L198 8L197 6H196V8H194V6H192V7H188L189 8V10H188V8H186L187 10H185L183 7H182V5H180V1H182V0H177V2L179 3H177L176 2V0H160L159 2H158V0H155V2H153V3H150L151 1H148V3H147V1L146 0H144L143 2H145L144 3V5H145V7H144V5H143V3L141 2V7L143 6L144 7V10H143V8H141L140 6H138L137 8H136V10L134 9V7H132L135 11H133V9L131 8V7H129L131 10H129V8L128 7H126L125 8V6H123V4L121 3V2H123V0H121L120 1V5L119 4H116V3H119L118 2V0H115L114 2H113ZM117 1V2H116ZM173 1H175V2H173ZM202 1H205V0H202ZM224 1V0H223ZM233 1H235V2H233ZM31 2H32V5H34L35 6V8L36 7H39L38 9H35L34 8V6H32V8H34L36 11L37 10H39L40 9V7H41V10L40 11H38V12H34V11H32L31 9H29L30 8V4H31ZM40 4H39V3ZM41 2H43L46 6H45V8L47 7V5L49 6V8L47 7L46 9L44 8L43 9V7H44V4H42L41 5ZM53 2V3H52ZM157 2V3H156ZM259 2H261V1H259ZM259 2H257L256 4H258ZM263 2V3H262ZM261 3L262 4H260L256 9H253V10H251L250 8V10H248L247 8H245V9H247V10H245V9H243L244 11H241L242 9H239V11L240 12H238L237 10V14H234V13H236V11L233 13L234 14V16H236V15H238V17L236 16V17H234L233 16V19H229L228 21H229V23L227 24H225L224 26L226 27V29H228V30H226V29H224L223 28V30H219L220 32H217L216 34H214V37H212L211 36V38L209 37V38H206V42L207 43H202L201 42V44H204V45H200V43L199 44H197L196 46H191L192 47V49H191V53H190V55L188 56L189 58H187L184 62H183V65L181 66V67H177L176 68V66H175V68H174V66L172 65H170V66H168V68H166L167 69V71H168V69H169V71H171V72H169L168 73V75L166 74L165 76H167V77H170L171 75H174V72L175 71H177V70H179L180 68H182L184 71H182L181 73H179L178 74V76L177 75H175V76H173L167 83H168V85H162V87L161 86H159V85H161L160 83H161V81L159 82V80H158V84L156 83V81H155V83H156V85L157 86H159L158 88L159 89H156L157 88V86L155 87V85L153 86V87H155V89H156V91L153 93V94H151L152 95V97H155V96H160L159 94H163L165 91H167L170 87H173L172 86V84L174 83V82H177V83H179L180 81H187L186 79L188 78L189 79V81H187V82H191L193 79H191L192 78V76H195L196 74H198L199 72H201V73H203L204 71H207V70H210V68H212L213 67V63H214V59H217L216 57H218L219 55H217L218 53L221 55L223 52L225 53V52H227V51H229V49L231 50V49H233L234 48V46H233V48L232 47H230V46H232L233 44L232 43H235V44H239V41L240 42H242L243 40L245 41V39L247 38V34H248V36H249V33L251 34V32L253 33V32H255V30H256V27H257V30L259 29L258 28V26H263L264 25V0L262 1ZM7 3V4H6ZM114 3V5H111V4H113ZM171 3H172V5H171ZM201 3V1L199 0V4L201 5L202 4ZM227 3V4H226ZM39 4V5H38ZM98 4V3H97ZM98 4V5H99ZM116 4V5H115ZM151 5V6H147V5ZM177 4H178V6H177ZM204 4H202V6L204 5ZM230 4H228V5H230ZM36 5H38V6H36ZM118 5V6H117ZM121 5L123 6L122 8H120L119 9V6L121 7ZM140 5V4H139ZM153 5H155L154 7H153ZM218 7H217V6ZM22 6L24 7V8H28L29 10H31L32 12H34L32 15H31V11H29V10H26V9H24L23 8V10H21L22 9ZM29 6V7H28ZM93 6V7H92ZM97 6V5H96ZM116 6V7H115ZM147 6V7H146ZM173 6V7H172ZM179 6H180V9H179ZM199 6V5H198ZM88 7V8H87ZM136 7V6H135ZM175 7H177V10L179 9V11L180 10H182V11H180V15H183L184 16V14H185V16L186 17H188L189 16V14H191L192 16H193V18H195V19H193V22H192V16L190 15L189 16V20L191 19V24H192V26H191V24H189L188 25V19H187V21L185 22H181V21H179V25H178V20L181 18V16H180V18H179V16L177 17L176 15H174L175 13H176V9H175ZM221 7V6H220ZM79 8V7H78ZM106 8V7H105ZM139 8H141L142 9V12H144V13H142V15H140V13H141V9H139ZM172 8V9H171ZM174 8V9H173ZM191 8H192V10H191ZM261 8V9H260ZM43 9V10H42ZM81 8H79L78 9V11H81L80 10ZM128 11H127V10ZM137 9H139V10H137ZM158 9H159V11H158ZM170 9H171V11L173 10V11H175L174 13H173V15H172V12L170 11ZM198 9V12H196L195 14H192L195 10H197ZM214 9V10H213ZM18 10V11H17ZM81 11V12H83V13H85L86 11ZM107 12H105V11ZM168 10V11H167ZM184 10V11H183ZM194 10V11H193ZM204 10H208V11H204ZM210 10H211V12L212 13H209L210 12ZM27 13V11H29L30 12V14H26L25 12ZM110 11V12H109ZM122 13H121V12ZM138 11H140L139 13H138ZM167 12L168 14H169V11H170V14L168 15L167 13V15L168 16H166L165 17V15H164V12ZM188 11V12H187ZM206 12V13H204V12ZM17 12H19V13H17ZM24 12V13H23ZM66 12V14H63V16H66L65 17V20H64V17L63 16H61L62 15V13H61V15H59V17H60V19H58V17L56 18L57 20H61L62 21V23H61V21H57V20H55V19H51V22H53V25H52V23L50 22V20L46 23L47 25H45L44 26V28H47V29H42V30H39V31H41L40 33L42 34H40L39 33V31L37 32H35V34H33V35H35L34 37H33V35L30 37L31 38V40H29L30 38H28V40L26 39V41H28L29 43H27V44H25V42H22L23 43V45L24 46H21V45H19V47L18 48H16V50L17 49H19L20 51H21V53L19 52V50L18 51H14L15 52V54H13L14 52H12V54H10V56L12 55V59L11 60H7L8 58H10L9 57V55L8 56H0V59L2 58V57H4V59L3 60H1V62L0 63H2L3 61H5V63L7 64V66L6 67H9L8 65H13L14 63H18V62H21V60L24 58H26L27 59V57L28 58H33V56L34 57H36V58H38V56H41V52H42V50H43V54H44V52L45 53H47L48 51H50L49 49H50V47L49 46H54V47H51L52 49H54V48H60V47H62V45L65 43V42H67L68 40H70L72 37L73 38H75L77 35H80V34H85V33H87L88 31H90L89 29H87V30H84V29H86V26H84L85 28L83 29V27L81 26V29H83V30H81L79 27H72V28H68V29H63L62 30V28H60L61 29V31H60V29H59V27L60 26H62V24H63V22H65V21H67L68 19L70 20V19H72L73 18V15H74V13H72V12H69L68 13V11H64L63 13H65ZM86 12V13H87ZM111 12H112V14H111ZM121 14H120V13ZM136 12V13H135ZM181 12L182 13H184V12H186L187 14H188V16L186 15V13H184V14H181ZM202 12H203V15H202ZM207 12H208V14H207ZM38 13V14H39ZM104 13H105V15H104ZM113 13L115 14V15H113ZM163 13V14H162ZM200 13V14H199ZM241 13V14H240ZM243 13V14H242ZM253 13V14H252ZM11 14H13V15H15V17H16V19L14 18V17H12L11 16ZM17 14V15H16ZM21 14V15H20ZM69 14V15H68ZM111 14V15H110ZM121 15L120 17L119 16H117V15ZM139 14L140 16H138L137 17V15ZM143 14H144V16H143ZM199 14V15H198ZM205 14V15H204ZM2 15H3V17L4 18H2ZM25 15V16H24ZM28 15H30V16H28ZM72 15V16H71ZM76 15V14H75ZM106 15V16H107ZM122 15H123V17H125V18H123L122 17ZM200 16L199 18V21H198V19H197V17L198 16ZM202 15V16H201ZM240 15V16H239ZM27 16V17H26ZM115 16H117L116 18H115ZM128 16V17H127ZM177 17V18H175V17ZM196 16V17H195ZM205 16V17H204ZM9 17V18H8ZM29 17V18H28ZM63 19H62V18ZM69 17H71V18H69ZM142 19H141V18ZM204 17V18H203ZM14 18V19H13ZM66 18H67V20H66ZM139 18V19H138ZM153 18H156V19H154V21L156 20V22L157 21H159L158 19H160V21H159V26H158V22H157V26L154 24L155 22H153ZM164 18V19H163ZM169 18H171V19H169ZM172 18H173V20H172ZM175 18V19H174ZM138 19V20H137ZM152 19V20H151ZM165 19H166V21H165ZM178 19V20H177ZM261 19V20H260ZM0 20V26L2 25V22L3 21H1ZM24 20V21H25ZM97 20L98 19H95L92 23H94L95 21L97 22ZM141 22H140V21ZM151 20V21H150ZM173 22H172V21ZM181 20V19H180ZM10 21V22H9ZM98 21H101L100 23L99 22H97V24L95 25V27H97V28H99V27H103L106 23V21H103V20H98ZM103 21V22H102ZM167 21H168V23H167ZM169 21H171V22H169ZM175 21H176V24H175ZM198 21V22H197ZM227 21V22H228ZM234 21V22H233ZM256 21V22H255ZM59 22V23H58ZM95 22V23H96ZM151 23V24H149V23ZM152 22H153V24L155 25V26H153L154 28H157V30L156 29H154L153 27H152ZM180 22L184 25V27H187V28H183V30H182V28H181V30L182 31H186V32H182L180 29H179V27H182V24H180ZM4 23V22H3ZM3 24L2 25V28L6 25H8V24ZM51 24L50 26H49V24ZM55 23H57L58 25H60V26H58L57 27V24H55ZM137 23V24H136ZM138 23H139V25H141V27H142V30L139 28V26H137L138 25ZM170 23V24H169ZM187 23V24H186ZM136 24V25H135ZM173 24V25H172ZM175 24V25H174ZM235 24V25H234ZM262 24V25H261ZM177 25V26H176ZM181 25V26H180ZM186 25V26H185ZM255 25V26H254ZM145 27V29L147 28L148 30H150L151 28V30L149 31V33L150 32H152L153 30H154V32H152L151 33V35L152 34H155V33H158V35L156 34V35H152V37H151V35L149 36V33L148 32H146V30L145 29H143L144 27ZM147 26V27H146ZM151 26V27H150ZM174 26V27H173ZM188 26H189V28H188ZM53 27V28H52ZM58 28L59 29V32H58V29H55V28ZM160 27V28H159ZM170 27V28H169ZM251 27V28H250ZM260 27V28H261ZM159 28V29H158ZM161 28V29H162ZM246 28V29H245ZM0 29H1V27H0ZM55 29V31H57V34L59 35V36H57V34L53 31ZM73 29H75V30H73ZM77 29V30H76ZM78 29H79V31L81 30V32L82 33H80L79 34V31H78ZM138 30V29H140L141 31H143V33H144V35H143V33L140 31V30H138V31H134V30ZM173 29H171V30H173ZM187 29V30H186ZM253 29H255V30H253ZM3 30V29H2ZM69 30H71V32L69 31ZM147 30V31H148ZM226 30V31H225ZM253 30V31H252ZM256 30V31H257ZM44 31H46L45 33H44ZM56 34H54L53 32ZM63 31H66V33L68 32V34L69 35H66L65 34V36H64V33L65 32H63ZM74 31V32H73ZM76 31V32H75ZM77 31H78V33H77ZM128 31L130 32V33H128ZM156 31V32H155ZM160 31V32H159ZM61 32V33H60ZM85 32V33H84ZM138 32V33H137ZM141 32V33H140ZM36 33H37V35H36ZM48 33H50V34H48ZM139 33H140V35H139ZM146 33V34H145ZM246 33V34H245ZM40 34V35H39ZM61 34V35H60ZM63 34V35H62ZM139 35L138 37L139 38H137V36L136 35ZM141 34L143 35V36H141ZM239 34V35H238ZM49 35H52V37L54 36L55 38H53V40H52V38L49 36ZM177 36L176 34H173V37L174 38H176L175 36ZM57 36V37H56ZM61 36V37H60ZM65 38V41H64V38ZM71 36V38H69ZM147 36H149V37H147ZM156 36V37H155ZM46 37V38H45ZM48 37H50V40H52V41H50L49 40V38ZM145 37H147V38H145ZM171 37H172V35H171ZM172 37V38H173ZM221 37V38H220ZM244 37H246L245 39H244ZM34 40H33V39ZM61 40H60V39ZM67 38V39H66ZM127 38V39H126ZM140 38V39H141ZM145 38V39H144ZM45 39H48V40H45ZM55 39L57 40V41H55ZM123 39V40H122ZM143 39L145 40V41H143ZM171 38H168V40L166 39L165 40V42H164V40H162L161 42H160V44L162 43V42H164V43H162V45H161V49H163V51H164V49L166 48H168V47H170V43H173V42H175V41H177L176 39L175 40H173V39H171ZM209 39V40H208ZM33 40V41H32ZM124 40H125V42L128 40V41H130V42H124ZM131 40H133L132 42H131ZM170 40V42H168ZM172 40H173V42H172ZM242 40V41H241ZM44 41H46V42H48V43H44ZM54 41H55V43H54ZM59 41V42H58ZM61 41L62 42H64V43H62L61 44ZM123 41V42H122ZM148 41V40H147ZM153 41V40H152ZM168 42V44H166L167 42ZM178 41H179V38H178ZM33 42V43H32ZM215 42V43H214ZM41 45V46H44V48L42 47H40V46H37V45H39V44ZM54 43V45H52V44ZM124 43V44H123ZM130 43V44H129ZM137 43V44H136ZM138 44V45H140L139 47H141V45L142 44ZM43 44H45V45H43ZM159 44V45H160ZM164 44V45H163ZM175 44V43H174ZM174 44H172L171 46L172 47H170L171 49L173 48V47H175L174 46ZM210 44V45H209ZM238 44L235 46V47H237L238 46ZM242 43H240V45H241ZM47 45H49L48 47H46ZM169 45V46H168ZM21 46V47H20ZM60 46V47H59ZM121 46V47H120ZM162 46H166L165 48L164 47H162ZM198 46V47H197ZM23 47V49H21ZM45 47H46V49H45ZM133 47H132V49H133ZM160 47V46H159ZM209 47V48H208ZM228 47H230V48H228ZM120 48H121V52H119L120 51ZM36 53H33V51ZM51 49V50H52ZM116 49V48H115ZM158 49V54H160L161 53V49L160 48H157ZM171 49H169L168 48V50H171ZM218 49H219V51H218ZM227 49V51H225ZM111 50V49H110ZM123 50V51H122ZM134 50V49H133ZM161 50V51H160ZM224 50V51H223ZM23 51L25 52V53H23ZM30 51H31V53H30ZM151 51L153 52V53H149L148 52V54L146 55V57H145V55H144V59H143V61H142V57L141 58H139V60H138V63H140V62H142V66H141V63L139 64V65H137V66H139L140 68H143V70H145V69H148L149 68V70L148 71H145V72H141L143 75H141V76H145L144 75V73L145 74H147L148 75V73H149V71H150V73H149V75H151V72H152V70H150L151 68L153 69V67H154V64H153V60L152 59H154V61L157 59V57H158V54H157V52H156V48H155V50L154 49H151ZM162 51V52H163ZM222 51V52H221ZM117 52H119V53H117ZM160 52V53H159ZM221 52V53H220ZM19 53V54H18ZM31 55H30V54ZM33 53V54H32ZM40 53V54H39ZM109 53V52H108ZM113 53V54H112ZM117 53V54H116ZM157 54V57H156V54ZM262 53V52H261ZM39 54V55H38ZM152 54V55H151ZM155 54V55H154ZM263 54H264V52H263ZM263 54H261V56L263 55ZM26 55V56H25ZM113 55V56H112ZM150 55H151V58H149L150 57ZM260 54H258V55H255V56H253L252 58L254 59L255 57V60H256V62H257V60H258V62H259V58L257 59V56H259ZM216 56V57H215ZM154 57V58H153ZM264 57V56H263ZM5 58H6V60H5ZM146 58V59H145ZM251 58V59H252ZM23 59V60H24ZM111 59V60H110ZM113 59V60H112ZM140 59H141V61H140ZM150 60V61H148V60ZM252 59V60H253ZM145 60H147V61H145ZM152 60V61H151ZM213 60V61H212ZM11 61V62H10ZM14 61V62H13ZM143 62H145V63H143ZM151 63V64H153V67H151V66H148L149 65V63ZM212 62V63H211ZM254 60H253V64H254ZM66 63H72L73 65H74V67H73V70H71V74H69V76L70 75H74L73 76V80L75 81V85L76 84H78L77 83V79H78V77H80L79 78V80H81V78L82 79H84V78H86V75L89 73V74H91L92 72H94V68H95V70L97 69V67H96V65H97V63L96 64H93L92 66H90L89 67V69L91 68L92 69V67H93V71L90 69V71H89V69L88 70H84L83 68H81V64H80V61H74V60H71V59H66V61H65V64ZM155 63V62H154ZM259 63H263L264 64V60H263V62H259ZM2 64H4V62L2 63ZM209 64H212V65H210V68L208 67L209 66ZM256 64V63H255ZM255 64H254V66L252 67V69H251V67L250 66H248V69H250V72H251V70L253 71V69H254V67H255ZM95 65V66H94ZM1 67L3 66V65H0ZM0 67V68H1ZM5 67V65H4V67H2L1 69H5L6 68ZM140 68H138L137 67V69H139V71H140ZM175 70H174V69ZM208 68V69H207ZM135 70L136 71V73L135 74H137V77H141L140 76V73H138V70ZM165 69V70H166ZM204 69V70H203ZM205 69H207V70H205ZM248 69H245L246 70V73H245V76H249V70ZM81 70V71H80ZM82 70H84L83 72L84 73H81L82 72ZM244 70V71H245ZM248 70V71H247ZM255 70V69H254ZM86 71V72H85ZM87 71H88V73H87ZM167 71H166V73H167ZM198 73H197V72ZM162 72V71H161ZM164 72V71H163ZM162 72V75H164V73ZM254 72V71H253ZM78 73L80 74L81 73V75L79 76L78 75ZM134 73V72H133ZM191 73V75H189ZM192 73H194L195 75H193ZM244 73V72H243ZM76 74V75H75ZM88 74V75H89ZM128 74H130V73H128ZM128 74H126V75H128ZM188 74V75H187ZM248 74V75H247ZM253 74V73H252ZM251 73H250V76L252 75ZM78 75V77H76ZM87 75V76H88ZM132 76L134 75V74H131ZM131 75H128V76H125V79L123 80L122 78H119V79H116V81H113L111 84H110V87H111V89H110V87H109V89L112 91V90H114V89H116V90H114V91H109V90H106V94H105V91H100V92H102L103 94H100V96H99V98L98 99H101L100 101H96V102H100L98 105L96 104V102H95V105H97L98 107H94L95 105H93L91 108L89 107V108H87L88 110H90V109H93L94 110V108L95 109H97L98 108V110H100L99 112H101L102 113V116H103V120H101L100 122L101 123H103L102 125L101 124H95V123H93V124H95L94 126H93V124H90L89 126L91 127V128H95V127H97V126H101L100 128L99 127H97L94 131H91V134H93L92 132H94V133H100V131H101V133H103L104 131H105V129L108 127V125H109V122H107L106 121V119H109V121H110V119L112 118H114L115 119V117H118V118H121V117H119V115L120 116H123L124 114H128L129 112H127L128 110H129V108L127 109V108H125V109H127V110H124V109H122V110H119V108H121L120 106H125V104L123 105V103L122 102H117V101H115V100H113V98H111V97H113V95L115 96V93L117 92V90H118V88H120L122 85V87L124 88L126 85L128 86V84H126L128 81H132V76ZM146 75V76H147ZM183 75L185 76H187L186 77V79L185 78H183ZM81 76H83V77H81ZM136 76V75H135ZM134 76V77H135ZM159 76H161V74H159ZM158 76V79L159 78H162L161 80H163L164 79V76L162 77H159ZM189 76H191L190 78H189ZM176 77V78H175ZM129 78H131V79H129ZM136 78V77H135ZM166 78V77H165ZM179 78L181 79V80H179ZM120 79H122L121 81H119ZM183 79H185V80H183ZM72 80V82H74ZM77 80V81H76ZM177 80V81H176ZM130 81V82H131ZM133 81H135V79L133 80ZM133 81L131 82L132 84H133ZM114 82H116V83H114ZM123 82V83H122ZM130 82H129V86L131 85L130 84ZM79 83H80V81H79ZM119 83V84H118ZM166 83V84H167ZM171 83V84H170ZM181 83V82H180ZM65 84V83H64ZM114 84V85H113ZM116 84H118V85H116ZM175 84V83H174ZM66 86H68V84H65ZM119 85H121V86H119ZM171 85V86H170ZM65 86V87H66ZM128 86V87H129ZM167 87V90L164 88V87ZM65 87H64V85L62 84L61 85V87L60 88H58V89H60V91L59 90H57L56 89V91H54V93L53 94H55V96L56 95H58L59 96V94H60V92L61 93H64V91L66 90L65 89ZM114 87V88H113ZM117 87V88H116ZM127 87V88H128ZM169 87V88H168ZM64 89V90H61V89ZM126 87H125V89H127ZM161 89V90H160ZM162 89H163V91H162ZM225 90H226V88H225ZM46 89H45V92H44V90H43V92H42V90L40 91V95H37V96H34V100H32V101H35V103H36V105H37V103L39 102V100H38V98L40 99V97L42 96V98L44 99H47V97H49V95H47L46 97H45V94H48V93H46ZM162 91V92H161ZM230 91V90H229ZM59 92V93H58ZM67 92V91H66ZM66 92H65V94H66ZM107 92H110L111 94H112V96H111V94L110 93H107ZM115 92V93H114ZM159 93V94H156V93ZM161 92V93H160ZM225 92H228V87H227V91H225ZM231 92V91H230ZM213 92H210L208 95L210 96V97H208L209 99L211 98V97H213V96H211V94H212ZM65 94H63V95H65ZM156 94V95H155ZM61 95V94H60ZM98 95H99V93H98ZM98 95H97V97H98ZM151 95L149 96V98H150V100H148L149 98H147V100H144L145 102H147V104H148V102L149 101H152L153 102V99H154V102L157 100V98L155 97V98H152L151 97ZM40 96V97H39ZM44 96V97H43ZM62 96V95H61ZM105 98H104V97ZM110 96V97H109ZM97 97H96V100H98L97 99ZM42 98L40 99V103H41V101H42ZM109 98V100H107ZM111 98V99H110ZM151 98H152V100H151ZM208 98H205V101L203 102V101H200V103L202 102V105L200 106V105H198V108L199 109H202L201 107H203L204 108V104H205V102H206V99H207V102H206V105H208L209 106V101H208ZM106 100H107V104L109 105V103L111 104L112 103V105L114 106V105H116V107L115 108H117V109H115L114 107H112V108H114V109H111V108H109V106H107V104H106ZM110 100H112V101H115V103H113V102H110ZM95 101V100H94ZM105 101V102H104ZM143 102V100L141 101V102H138L137 104L139 105H137V104H135V105H132L133 107L131 108L130 107V109L132 110V109H134V111H133V113H132V115L134 114V115H136L135 113L137 112H135V110H138V112L139 111H141V110H143L144 111V109H145V112H146V110L148 111V109L147 108H149L150 107V105L152 104V102H150V105L148 104H146V103H142ZM199 102V101H198ZM198 102L196 101V103L198 104ZM40 103H38L39 105H40ZM102 103V105H100ZM106 105H105V104ZM116 103H121L120 104V106L118 105V104H116ZM141 103V104H140ZM172 103V102H171ZM208 103V104H207ZM104 104V105H103ZM144 104H146L147 106H145ZM141 105V106H140ZM144 105V106H143ZM206 105H205V107H206ZM43 105H40V108H38V109H41V108H43L42 107ZM45 106V105H44ZM149 106V107H148ZM188 106V105H187ZM187 106H185V107H187ZM191 105H189V107H188V109H191V107H190ZM39 107V106H38ZM103 107H105V108H103ZM110 107H111V105H110ZM137 107H139V108H137ZM142 107V108H141ZM145 107V108H144ZM107 108H109V109H107ZM144 108V109H143ZM171 108V107H170ZM27 109V108H26ZM26 109H22V110H24V111H22L21 109L17 112V114H15V115H17V116H15L14 117V119H11L10 121H9V123H8V121H6L7 122V125H6V122H4L2 125H0V140H2L3 138V140H10V138L12 139H16L15 141L16 142H18V143H16V147L14 146L13 147V149L12 150H14V152L12 151V155H10V159L9 158H3V159H0V190H2L1 191V200H3V199H5L4 197H3V195L4 196H6V198H9L10 196H11V194H12V192H14L15 191V189H17L16 187H18V189L19 188H21V184H20V186H19V184L15 187H10L9 188V190H7L8 189V187L9 186H7V182H8V179H11V177H13L14 175H15V173H16V171H17V168L15 167V162L13 163V160H14V158L15 157H21V158H23V159H25L26 157L25 156H23V153L25 152V150H26V148H28L29 146L28 145H30L31 143H33L34 142V140H35V142H37V140H41L42 138H44L43 137V131H45V129L49 126V125H54V126H56V125H59L61 122L60 121H51L50 123H43L44 125H42V124H39L38 126H36L35 125V127L36 128H34L33 130H31L32 132H30L29 134H27L26 136L23 134V133H19V134H16V135H14V137H11V136H9V138L5 135V132H6V130L10 127V125H11V123L10 122H12V121H14V120H18V122H24L26 119H27V115L30 113V109H28V110H26ZM85 109H86V107H85ZM140 109V110H139ZM206 109H208L207 107H206ZM205 108L202 110V111H204V110H206ZM87 110V111H88ZM107 110V111H106ZM110 110V111H109ZM113 110V111H112ZM114 110H116V111H114ZM130 110V111H131ZM184 110V113H183V111L181 112L182 114H185V111L187 110H185V108L183 109ZM28 111H29V113H28ZM74 111V110H73ZM90 111H92V110H90ZM109 111V113H107ZM112 111V112H111ZM118 111V112H117ZM124 111H126V113L124 112ZM143 111H141L142 113H143ZM191 111V110H190ZM189 110H188V112L187 113H189V114H191V112H190ZM113 112L115 113L114 115H113ZM124 112V113H123ZM135 112V113H134ZM137 112V113H138ZM141 112H139L137 115H141ZM144 112V113H145ZM22 115H21V114ZM103 113H104V115H103ZM122 115H121V114ZM175 113H178L177 114V116H176V114ZM174 113V116H176V119H179L178 120V122L179 121H182L183 122V120L186 118L187 119V117L189 118V114H187L188 116L187 117H185L186 116V114L184 115V116H182L180 113H179V111L178 112H175ZM78 114H79V112L77 111H75V113H73V117H81V116H78ZM181 115V116H178V115ZM18 115H19V117H18ZM75 115V116H74ZM77 115V116H76ZM109 115H113V116H109ZM118 115V116H117ZM129 115H131V113L129 114ZM131 115V116H132ZM110 118H109V117ZM125 116V115H124ZM170 116H171V114H170ZM73 117L70 119V120H72L73 119ZM106 117V118H105ZM173 117V116H172ZM179 117V118H178ZM180 117H181V120H180ZM190 117H191V115H190ZM74 118V119H75ZM76 118V119H77ZM184 118V119H183ZM112 119H111V121H112ZM114 119H113V121H114ZM173 120L175 119V117H173L172 118ZM176 119H175V122H176ZM53 120V119H52ZM63 120V119H62ZM68 120H69V118L67 119V118H64V122H68ZM115 120H117V118L115 119ZM173 120H171V121H173ZM188 121H189V123H191L190 121H191V119H187ZM187 120H184V122L185 121H187ZM62 121V122H63ZM102 121H106V122H102ZM111 121H110V123H111ZM177 122V123H178ZM183 122V124H185ZM106 125H105V124ZM188 123V124H189ZM46 124H48V125H46ZM108 124V125H107ZM167 124H169V123H167ZM170 124H174V125H181L182 123H178V124H175L174 123V121L172 122V123H170ZM169 124V125H170ZM3 125H5V126H3ZM41 125V126H40ZM97 125V126H96ZM179 125V126H180ZM186 125H187V123H186ZM8 128H7V127ZM39 126H40V128H39ZM85 126V128H84V130L86 131H89V126H87V125H84ZM93 126V127H92ZM105 126H107V127H105ZM4 127V128H3ZM39 129H38V128ZM88 129H87V128ZM166 127V126H165ZM164 127V128H165ZM169 127V126H168ZM171 127H172V125H171ZM170 127V128H171ZM174 128L176 127V126H173ZM259 127V126H258ZM257 126H256V128H258ZM99 128V129H98ZM105 128V129H104ZM167 128V127H166ZM6 129V130H5ZM37 129H38V131H37ZM163 129V128H162ZM161 129V130H162ZM168 129L169 128H167V130L166 131H168ZM42 130V131H41ZM104 130V131H103ZM159 131H160V129H158ZM158 130H157V132H158ZM164 130V129H163ZM260 130H262V132H261V134H260V132L259 131ZM256 129L255 130V128H254V130H252L250 133H252V135H253V133H255L254 135H255V137L254 136H251V137H247L249 140H247V138L245 137V139H246V143L247 144H250L251 142V146L249 145V148H246L248 151H246V149H242L244 152L243 153H241L244 157H245V163H243L244 165H246V167H244V165H242L241 166V168L242 167H244V169L245 168H247V169H243V170H238L239 172H237L236 171V173L234 174L235 176H236V179L234 180L235 182L231 185L230 184V180L232 179L231 178V176L233 175V174H231L230 175V180H229V178L227 177V179L226 180H224L225 182H223V184H219L218 183V185L216 184V187H217V189L219 190L220 189V192L218 191L217 193H215V195H213L212 197H209V199L210 198H213V199H211V200H208V198L205 200V201H203L204 203L202 204L201 202L200 203H198L197 205H196V207L195 206H193L192 207V210H187V211H185L183 214L181 213V212H179V214H178V212H174V211H171L172 212V214L174 213V215H172V214H170V216L168 215V218L166 217L165 218V220H156V219H158L159 217H160V210H161V208H162V206H163V208L164 207H166L167 206V204L168 203H170V199L171 198H173L174 197V201H175V199H176V196L178 195L176 192H182L183 191V189L184 190H186V189H188L189 187H188V185L190 186V185H192L191 183H193V185H197L198 183H200L201 181H202V176H201V174L203 175V178H204V176L206 175V174H208V173H211L212 174V178L214 179V180H216L215 178H216V171L219 169L218 167H219V163L221 162L222 164H223V160H221V156L220 155H222V156H224L225 154H227V155H225V156H228V154L231 152L232 153V151L235 149V142H233V143H229V147H232V149H233V147H234V149L232 150H230L229 148L226 150V153L224 154V153H222V154H218V153H221L222 152V150H221V152L219 151V152H217V158H211V160H212V164H214V165H212V164H209V165H211L210 167L211 168H209V169H211V171L207 168V166H209V165H207V166H205L206 168H207V170L206 169H201V170H199L198 172H196V173H194L193 174V176L191 175V173L189 174V172H191V170H189V172H187V176L188 177H186L185 179L183 178L182 179V183H181V179L179 180L180 182L179 183H177L176 182V180L177 179H175V184L173 185L172 184V186H171V189H169V190H167L168 191V194H166V192L164 193L165 195H163L162 197H161V199L159 200H156V201H154V202H152V204H151V206H150V208L147 210V212L145 211V212H141L139 215H140V218H139V215L136 217V219L133 221V223H132V225H136V226H131L130 225V227L127 225H124V227H120L118 230H116L114 233H113V235H112V239L110 240V242H109V246H107V251L106 252H104V253H101V251H102V248L100 249L99 248V250H98V252H96L95 250H91V251H86V250H78V251H74L73 253H72V260H71V264H125V262L127 263L128 261H131V260H133L134 258H136L137 256H138V254H137V250H139L140 248L141 249H147V250H150L151 248H152V245H153V247H155L156 248V244H157V247H160V246H158V244L159 245H163V247H165V248H163V249H161V251H168V252H171L172 254H177L176 252H175V249H177V248H175V245H176V247L177 246H179V248L178 249H181V248H184L185 246H187V245H190V244H192V241H193V243L194 242H196L197 241V239H194L193 238V240H192V237H191V233L192 232H195L196 230H199V229H197V227L199 228V227H201V229H203V228H205L206 226H207V223L206 222H211V220H216V222L218 223V220H217V217H218V219L220 218V221H219V226L220 227H218L216 230H214L213 231V233L211 234V235H209V236H207L203 241H204V245H202L203 244V241L201 240L200 241V243L199 244H201L200 246V248H198L197 250H195L196 252L194 253V250H192L193 251V253H192V251L191 250H188V251H186V254L184 253V252H178V254H177V258L175 257V255L173 256L174 257V261H173V264H177L178 263V261H179V263L178 264H181L182 262V264H192L193 262V264H197L199 261H200V259H201V256H203V253H205L204 254V256H206V254L208 255V254H210V255H212V254H215V253H218V251H220V249L223 247V246H225L226 245V242H227V240H229V238L231 239V238H236V239H238V238H240V236L241 235H243L242 234V232L243 233H245L246 231L247 232H249V231H253V230H255L256 228H257V226H256V224H258L262 219H264V201L262 202V201H260V196H258V194L260 193V189L262 188V187H264V182H262L263 184H261L260 186H259V184L255 187V189H253V190H251L252 192H255V193H253L252 194V192L250 191V190H247V191H245V192H243V194H245L244 196H243V194L241 193V194H239V196L241 195V197H238V194L237 195H230L231 193H232V191H233V189L236 187V185H238V184H240V183H242V180H243V182L245 181L244 179L245 178H248V177H250V175H251V173H252V169H254L255 168V166H256V164L259 162V161H261L260 159H264V128L262 127V129H261V127L259 128V129ZM41 131V132H40ZM165 131V130H164ZM169 131H170V129H169ZM2 132V133H1ZM155 133L156 135L158 134L159 136H161V137H165V139L164 140H166V141H164L163 139H161V140H163L164 141V143H166L167 144V146H169V145H174V144H171L170 142H171V139L173 140L174 138L173 137H171V136H167V133H166V135L164 134L165 132H163V134H161L162 133V131H161V133L159 134V133ZM43 135H42V134ZM87 133H89L90 134V131L89 132H87ZM100 133V134H101ZM257 133H259L260 134V136H259V134H257ZM22 134V135H21ZM31 134V135H30ZM100 134H98V135H100ZM169 135H171V133H168ZM5 135V136H4ZM23 135L25 136V137H23ZM156 135L154 136V137H156ZM157 135V136H158ZM250 135V134H249ZM261 135H262V137H261ZM29 136V137H28ZM31 137V138H30ZM168 137V138H167ZM171 137V138H170ZM256 139L257 138V140H254V138ZM68 138V137H67ZM72 138V137H71ZM71 138L69 137L68 139H63V140H68V141H70L71 140ZM30 139V140H29ZM159 140L160 138H155V142H162L163 143V141H157V140ZM170 139V140H169ZM252 139V140H251ZM174 140H176V139H174ZM173 140V141H174ZM251 140V141H250ZM22 141V142H21ZM31 141V142H30ZM33 141V142H32ZM66 141H60V143H63V142H65L66 143ZM172 141V143H174ZM187 140H185L184 141V139H182V141H178V140H176L175 141V143H177L178 142V144L179 143H181L180 144V146L181 145H183V146H185L184 145V142H186ZM248 141H250V142H248ZM27 142V143H26ZM75 142V141H74ZM258 142V143H257ZM22 143V144H21ZM58 143V142H57ZM68 143V142H67ZM77 143H80V139H77L76 140V142L73 144L72 143V145H75V144H77ZM168 143H169V145H168ZM188 143V142H187ZM17 144H19L18 146H17ZM28 147H27V146ZM60 145V144H59ZM70 145V144H69ZM68 144H62L61 145V147H59L58 145V147H56V149L53 147V149H51V150H53V154H52V152L51 153H46V152H39V155L42 157H44L43 159L42 158H40L39 160L38 159H35V160H29V159H26V161L25 160H23V163H25L24 165H32V164H35V163H38L36 160H38L39 162H51V161H53L52 159H53V157L56 159L57 157L56 156H59V155H61V153H64V152H66V151H69L70 149H73L72 147H75V146H77V145H75V146H72L71 147V145L69 146ZM232 145H234V146H232ZM257 147H256V146ZM260 145V146H259ZM65 146V147H64ZM175 146V145H174ZM173 146V148L174 149H176V150H178V152H179V150H182L181 148H182V146L179 148V145H176V146H178V148L177 147H174ZM16 148V149H15ZM62 148V149H61ZM64 148V149H63ZM69 150H68V149ZM172 147H170L169 146V152H170V149H173ZM184 148L186 149L187 147L185 146V147H183V150H182V152H184L185 150H184ZM257 148V149H256ZM259 148V149H258ZM59 149V150H58ZM174 149H173V151H174ZM64 150V151H63ZM174 151L175 153L177 152V151ZM250 150V151H249ZM60 151H62V152H60V154H59V152ZM172 151V154L174 153ZM230 151V152H229ZM235 151L238 153V154H240V152H241V150H239L238 149V151H237V149H235L233 152H234V156H237V157H235V158H241L240 157V155H237V153H235ZM19 152V153H18ZM50 152V151H49ZM57 152V153H56ZM169 152H167V150L165 151V156H164V154L162 155V161H163V159H164V162H160V163H162V164H160V165H162V166H160V167H164V165H167V163H165V162H171L172 160H171V158L173 159L174 158V156H176V154H178V152L173 156L172 154L170 155V153ZM249 154H247V153ZM42 153H44L45 155H47V156H45L44 154H42ZM167 153H169V154H167ZM244 153H246V154H244ZM54 154H55V156H54ZM57 154V155H56ZM250 154H252V155H250ZM36 155V154H35ZM39 155L37 154V157H39ZM167 155H168V158H170V159H168L167 158ZM216 155H213L214 157L216 156ZM262 155V156H261ZM12 156V157H11ZM15 156V157H14ZM53 156V157H52ZM106 156H107V154H106ZM163 156H164V158H163ZM170 156V157H169ZM171 156H173V157H171ZM225 156H224V160H225ZM232 154H231V156H229V157H226V159L227 158H230V157H232V159H234V160H236L235 158H233L234 157ZM250 156H251V158H250ZM220 157V158H219ZM249 157V158H248ZM160 158L158 159V160H160ZM243 158V157H242ZM42 159V160H41ZM49 159H50V161H49ZM104 159H105V157H104ZM103 159V160H104ZM168 159V161H166ZM223 159V158H222ZM231 159V158H230ZM244 159V158H243ZM248 159V160H247ZM8 160V161H7ZM28 160V161H27ZM215 160H218V161H215ZM221 160V161H220ZM247 161V162H246ZM258 161V162H257ZM10 162V163H9ZM159 162V161H158ZM214 162V163H213ZM219 162V163H218ZM163 163H164V165H163ZM217 163V164H216ZM14 164V165H13ZM77 164V163H76ZM158 164V166H159V163H157ZM222 164L220 165V167H222ZM26 165V166H27ZM217 165V166H216ZM249 165H250V167H249ZM13 166L15 167L14 168V170H13ZM212 166H214L215 168V170L212 168ZM65 167H68V166H65ZM64 167V170H66L65 172H67V170H68V168H65ZM205 167H203V168H205ZM3 168V169H2ZM10 168H12L11 170H10ZM217 168V169H216ZM240 168V169H241ZM62 170H63V168H62ZM62 170H61V172H59L58 171V173H60L59 175H62L63 173H65V172H62ZM203 170V171H202ZM208 172V173H206V172ZM213 171L216 173H214V175H213ZM242 171V172H241ZM247 171V172H246ZM7 172V173H6ZM203 172V173H202ZM57 173V172H56ZM204 173H205V175H204ZM7 174V175H6ZM141 174V173H140ZM197 176H196V175ZM238 176H237V175ZM242 175V178H241V176L240 175ZM4 175H6V176H4ZM11 175V176H10ZM51 175V174H50ZM139 175V174H138ZM234 175L232 176V177H234ZM248 176V177H247ZM52 177V176H51ZM193 177V178H192ZM200 177V178H199ZM5 179V180H4ZM53 178H49L48 180L50 181V180H52ZM191 179V181H189ZM239 179V180H238ZM185 180V181H184ZM200 180V181H199ZM241 180V182H239ZM4 181V182H3ZM6 181V182H5ZM172 181H174V180H172ZM190 183H189V182ZM188 182V183H187ZM195 182V183H194ZM198 182V183H197ZM171 183H173V182H171ZM170 183V184H171ZM197 183V184H196ZM227 183H228V185H227ZM6 184V185H5ZM30 184V183H29ZM187 184V185H186ZM6 186V188H4L3 186ZM26 185L27 186H29L27 183H26ZM35 185V186H34ZM34 185H30L29 187H31V188H36L37 186V184H34ZM183 185V186H182ZM219 185H220V187H219ZM174 186V187H173ZM186 186H187V188H186ZM228 186V187H227ZM231 188H230V187ZM259 186V187H258ZM191 187V186H190ZM174 188V189H173ZM179 188V189H178ZM228 188V189H227ZM257 188V189H256ZM17 189V190H18ZM259 189V190H258ZM6 190V191H5ZM11 190V191H10ZM13 190V191H12ZM176 190V192H174ZM230 190V191H229ZM250 191V192H249ZM11 192V193H10ZM171 192H173V193H175V194H173V193H171ZM249 192V193H248ZM3 193V194H2ZM171 194V195H170ZM173 194V195H172ZM229 194V195H228ZM247 194V195H246ZM168 195V196H167ZM170 195V196H169ZM249 195V196H248ZM253 195V196H252ZM260 195V194H259ZM9 196V197H8ZM167 196V197H166ZM217 196V197H216ZM235 196H237V197H235ZM225 197H227V199L225 200ZM229 197V198H228ZM232 197H234L235 199H232ZM254 197V198H253ZM3 198V199H2ZM217 198H219V199H217ZM230 198L232 199V201L230 200ZM164 199H166V200H164ZM216 199V200H215ZM215 200V201H214ZM219 200V201H218ZM230 200V201H229ZM241 200H242V202H241ZM164 201V202H163ZM214 201V202H213ZM227 201V202H226ZM234 201H236V202H234ZM256 201H257V203H256ZM207 202V203H206ZM220 204H219V203ZM233 202V203H232ZM246 202V203H245ZM249 202V203H248ZM255 202V203H254ZM261 202V203H260ZM214 203V204H213ZM217 203V204H216ZM245 203V204H244ZM254 203V204H253ZM209 204V205H208ZM216 204V205H215ZM236 204V205H235ZM251 204V205H250ZM212 205V206H211ZM159 206V207H158ZM161 206V207H160ZM204 206V207H203ZM210 206V207H209ZM245 206H246V208H245ZM195 207V208H194ZM197 207H198V209H197ZM220 207V208H219ZM222 207V208H221ZM245 209H244V208ZM158 208V209H157ZM194 208V209H193ZM242 208V209H241ZM251 208V209H250ZM205 209V210H204ZM207 209H209V210H207ZM235 209V212H233L232 210H234ZM238 209V210H237ZM256 209V210H255ZM195 210H197V211H195ZM202 210V211H201ZM213 210H214V212H213ZM247 210V211H246ZM250 210V211H249ZM205 211V212H204ZM216 211V212H215ZM229 211V212H228ZM232 211V212H231ZM249 211V212H248ZM201 212V213H200ZM218 212V213H217ZM222 212V213H221ZM247 212V213H246ZM255 212V213H254ZM181 213V214H180ZM210 213V214H209ZM239 213V214H238ZM251 213V214H250ZM200 214V215H199ZM222 214V215H221ZM224 214V215H223ZM246 214V215H245ZM255 214V215H254ZM263 214V215H262ZM248 215V216H247ZM251 215V216H250ZM180 216V217H179ZM220 216V217H219ZM234 216V217H233ZM247 216V217H246ZM250 216V217H249ZM253 216V217H252ZM198 217V218H197ZM208 217V218H207ZM261 217H263V218H261ZM222 218V219H221ZM226 219V220H225ZM241 219H242V222H244V223H242L241 222ZM251 219V220H250ZM259 219H261V220H259ZM150 220H152V221H150ZM156 220V221H155ZM205 220V221H204ZM236 221V223H235V221ZM258 220V221H257ZM137 221V222H136ZM196 221V222H195ZM212 221V222H213ZM134 222H136V223H134ZM193 222H195V223H193ZM198 222V224H196ZM215 222V223H216ZM222 222V223H221ZM231 222V223H230ZM254 222V223H253ZM256 223V224H255ZM203 224H205L206 226H204ZM228 224V225H227ZM235 224V225H234ZM250 224V225H249ZM253 224H255V226L253 225ZM201 225H203V226H201ZM221 225L223 226V227H221ZM225 225V226H224ZM194 226V227H193ZM254 226V227H253ZM232 227V228H231ZM239 227V228H238ZM251 227H252V229H251ZM124 228V229H123ZM121 229H123V231H121ZM127 229V230H126ZM200 229V230H201ZM244 229V230H243ZM251 229V230H250ZM126 230V231H125ZM221 230V231H220ZM234 230V231H233ZM243 230V231H242ZM236 231V232H235ZM242 231V232H241ZM160 233V234H159ZM241 234V235H238V237H237V234ZM223 234V235H222ZM231 234H233V235H231ZM115 235V236H114ZM116 235H118V236H116ZM214 237V238H212V237ZM215 236H217L216 237V239H218V240H216L215 239ZM234 236V237H233ZM118 237V238H117ZM208 237H210V238H208ZM226 237L228 238L227 240H225L226 239ZM158 238V240H156ZM161 238V239H160ZM215 239L216 241L214 242V240L212 241V239ZM221 239V240H220ZM118 240H120V242H116V241H118ZM135 240V241H134ZM148 240V241H147ZM196 240V241H195ZM209 240H211L212 242L210 243L209 242ZM225 242L224 244L222 243L223 241ZM152 241H154V242H152ZM112 242V243H111ZM158 242V243H157ZM160 242V243H159ZM217 243V244H214V243ZM219 242V243H218ZM148 243V244H147ZM208 243V244H207ZM221 244H223L222 246H221ZM121 245V246H120ZM151 245V246H150ZM161 245V246H162ZM210 245H212L213 246V248H211V246ZM215 245V246H214ZM182 246V247H181ZM125 247L127 248V249H125ZM143 247V248H142ZM199 247V246H198ZM214 247H215V250H214ZM150 248V249H149ZM219 248V249H218ZM121 249V250H120ZM130 251H129V250ZM153 249V248H152ZM172 249H174V250H172ZM111 250V251H110ZM126 250V251H125ZM134 251V252H132V251ZM199 250H201V251H199ZM210 250H213L214 252H210ZM99 251H100V253H101V255H98V253H99ZM110 251V252H109ZM121 251V252H120ZM123 251H125L124 252V254H123ZM198 251V252H197ZM217 251V252H216ZM130 252V253H129ZM136 252V253H135ZM174 252V253H173ZM189 252L191 253V255L189 254ZM207 252V253H206ZM208 252H210V253H208ZM76 253V254H75ZM109 253V254H108ZM127 253H129V254H127ZM183 255H182V254ZM189 254V256H188V254ZM212 253V254H211ZM104 254V255H103ZM120 254V255H119ZM131 254L132 255H134V256H131ZM137 254V255H136ZM202 254V255H201ZM97 255V256H96ZM122 255H124V257L122 256ZM179 255V256H178ZM111 256V257H110ZM120 256V257H119ZM129 256V257H128ZM155 256H157L158 257V255H155ZM194 256V257H193ZM199 256V257H198ZM90 257V258H89ZM110 257V258H109ZM134 257V258H133ZM181 257V258H180ZM176 258V259H175ZM194 258V259H193ZM195 258H200L198 261H195V260H197V259H195ZM83 259V260H82ZM179 259H181V261L179 260ZM182 259H184V260H182ZM120 260V261H119ZM124 260H127V261H124ZM186 260V261H185ZM191 262H190V261ZM194 260V261H193ZM122 261H123V263H122ZM177 263H176V262ZM193 261V262H192ZM42 262V261H41ZM40 262V263H41ZM81 262V263H80ZM119 262V263H118ZM175 262V263H174ZM185 262V263H184ZM196 262V263H195ZM39 263V264H40Z\"/></svg>", "mask_w": 264, "mask_h": 264}]
</instances>
